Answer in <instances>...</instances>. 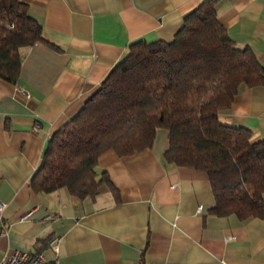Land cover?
Returning a JSON list of instances; mask_svg holds the SVG:
<instances>
[{
  "label": "crops",
  "instance_id": "obj_1",
  "mask_svg": "<svg viewBox=\"0 0 264 264\" xmlns=\"http://www.w3.org/2000/svg\"><path fill=\"white\" fill-rule=\"evenodd\" d=\"M23 1L45 42L20 48L16 84L0 78V202L7 225L0 257L21 250L59 264H264V214L240 220L211 213L208 175L165 160V128L156 129L149 148L126 156L109 149L98 157V176L106 172L117 196L104 185L94 198L30 185L49 138L83 108L130 45L172 41L203 0ZM215 11L236 47L250 48L264 68V0H219ZM218 117L249 129L251 142L264 139V85L241 83ZM53 237L57 254L49 247Z\"/></svg>",
  "mask_w": 264,
  "mask_h": 264
},
{
  "label": "trees",
  "instance_id": "obj_2",
  "mask_svg": "<svg viewBox=\"0 0 264 264\" xmlns=\"http://www.w3.org/2000/svg\"><path fill=\"white\" fill-rule=\"evenodd\" d=\"M203 0L183 18L170 42L137 41L83 108L48 140L30 180L35 192L65 187L94 198L101 185L117 196L97 159L152 146L157 128L168 130L164 158L208 175L216 215L240 220L264 214V139L250 141L245 127L219 120L241 83L264 85V68L248 47L238 48ZM45 42L23 0H0V78L16 84L20 48Z\"/></svg>",
  "mask_w": 264,
  "mask_h": 264
},
{
  "label": "built area",
  "instance_id": "obj_3",
  "mask_svg": "<svg viewBox=\"0 0 264 264\" xmlns=\"http://www.w3.org/2000/svg\"><path fill=\"white\" fill-rule=\"evenodd\" d=\"M19 91L24 94L27 98L30 97V93L24 89L19 88ZM40 127L39 123H35L32 130L36 132ZM3 208L4 204L0 202V237L6 234L7 225L3 219ZM231 239V237H229ZM58 238L53 237L49 240V247L55 254L58 252ZM0 264H59L58 260L48 259L42 252H30L15 250L10 255L0 257Z\"/></svg>",
  "mask_w": 264,
  "mask_h": 264
}]
</instances>
